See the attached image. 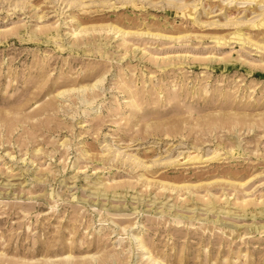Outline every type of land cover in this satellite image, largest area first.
<instances>
[{
  "label": "rangeland",
  "instance_id": "rangeland-1",
  "mask_svg": "<svg viewBox=\"0 0 264 264\" xmlns=\"http://www.w3.org/2000/svg\"><path fill=\"white\" fill-rule=\"evenodd\" d=\"M0 264H264V0H0Z\"/></svg>",
  "mask_w": 264,
  "mask_h": 264
},
{
  "label": "bare ground",
  "instance_id": "bare-ground-1",
  "mask_svg": "<svg viewBox=\"0 0 264 264\" xmlns=\"http://www.w3.org/2000/svg\"><path fill=\"white\" fill-rule=\"evenodd\" d=\"M215 204V203H214Z\"/></svg>",
  "mask_w": 264,
  "mask_h": 264
}]
</instances>
